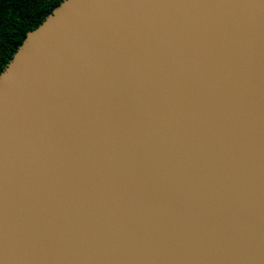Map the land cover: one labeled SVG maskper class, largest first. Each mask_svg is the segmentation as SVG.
Here are the masks:
<instances>
[{
  "label": "water",
  "instance_id": "water-1",
  "mask_svg": "<svg viewBox=\"0 0 264 264\" xmlns=\"http://www.w3.org/2000/svg\"><path fill=\"white\" fill-rule=\"evenodd\" d=\"M0 264H264V0H63L29 31Z\"/></svg>",
  "mask_w": 264,
  "mask_h": 264
},
{
  "label": "trees",
  "instance_id": "trees-1",
  "mask_svg": "<svg viewBox=\"0 0 264 264\" xmlns=\"http://www.w3.org/2000/svg\"><path fill=\"white\" fill-rule=\"evenodd\" d=\"M63 0H0V73L27 33L40 25Z\"/></svg>",
  "mask_w": 264,
  "mask_h": 264
}]
</instances>
